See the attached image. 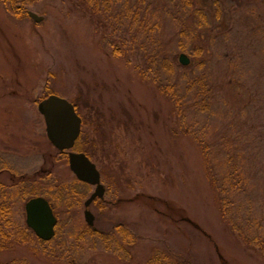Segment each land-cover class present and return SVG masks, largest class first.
I'll use <instances>...</instances> for the list:
<instances>
[{
	"label": "rangeland",
	"instance_id": "374dc122",
	"mask_svg": "<svg viewBox=\"0 0 264 264\" xmlns=\"http://www.w3.org/2000/svg\"><path fill=\"white\" fill-rule=\"evenodd\" d=\"M18 5L42 20L0 1L4 222L26 225L36 193L57 223L46 243L14 230L0 264H264V0ZM51 93L77 105L72 150L90 154L105 187L91 226L94 186L50 144L37 110Z\"/></svg>",
	"mask_w": 264,
	"mask_h": 264
},
{
	"label": "water",
	"instance_id": "95a60500",
	"mask_svg": "<svg viewBox=\"0 0 264 264\" xmlns=\"http://www.w3.org/2000/svg\"><path fill=\"white\" fill-rule=\"evenodd\" d=\"M28 15L36 22L42 20V16L34 12L28 11ZM188 61V57L181 53L179 62L186 65ZM37 110L44 119L45 132L50 144L61 152L67 151V164L77 179L94 186V191L84 201V218L91 226L94 216L88 207L93 200L103 197L105 187L101 183L96 165L88 156L83 152L71 150L81 131V117L75 111L72 102L54 93L40 99ZM24 210L26 225L34 234L43 241L51 240L55 235L57 218L48 200L42 196L32 197L25 202Z\"/></svg>",
	"mask_w": 264,
	"mask_h": 264
},
{
	"label": "trees",
	"instance_id": "16d2710c",
	"mask_svg": "<svg viewBox=\"0 0 264 264\" xmlns=\"http://www.w3.org/2000/svg\"><path fill=\"white\" fill-rule=\"evenodd\" d=\"M0 1L3 3L5 10L9 14H11L12 16L21 18V17L26 15V17H27V15H28L27 11L25 12V9L22 6L18 5V3H20L22 0H0ZM46 96H47V94H46ZM73 104L75 107V111L78 110L77 105L75 103H73ZM82 123H84L83 120H82ZM85 154L88 157L90 156V154H88V152H86ZM16 182H14L12 185L13 186L16 185L17 184ZM84 185H87V184H84ZM3 187H4V183L1 182L0 183V189H1L2 195L0 196V237L4 238V239H0V252L9 253V251L14 250L13 248H15L13 246V242H11V240H14L16 238L14 235V230L16 231V235L18 236V239L20 241H26L28 239L36 238L37 236L34 234V232L27 225L19 226L17 228L11 229V231L8 230V224H7L8 222L5 223L4 220H5V218H7L8 216L11 215L12 210H11L10 201L6 197V195H5L6 191ZM75 187L76 188L74 189V193L78 189L77 185H75ZM76 193H78V190ZM32 195L37 196L36 193H33ZM51 207H52V205H51ZM89 230L92 234L95 233V231L92 228H90ZM38 240L40 241V243H46L45 241H43L39 238H38ZM183 260L184 261L178 259L177 260L178 264H182V262H185L186 264H190L189 261H186L185 259H183ZM20 263H22V262H20L19 258H13L11 260H7L5 262H2V264H20Z\"/></svg>",
	"mask_w": 264,
	"mask_h": 264
}]
</instances>
